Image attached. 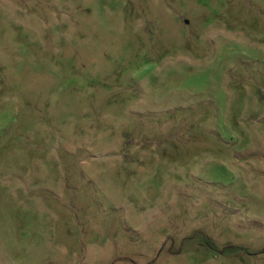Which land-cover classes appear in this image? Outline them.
Wrapping results in <instances>:
<instances>
[{
    "label": "rangeland",
    "instance_id": "rangeland-1",
    "mask_svg": "<svg viewBox=\"0 0 264 264\" xmlns=\"http://www.w3.org/2000/svg\"><path fill=\"white\" fill-rule=\"evenodd\" d=\"M0 264H264V0H0Z\"/></svg>",
    "mask_w": 264,
    "mask_h": 264
}]
</instances>
